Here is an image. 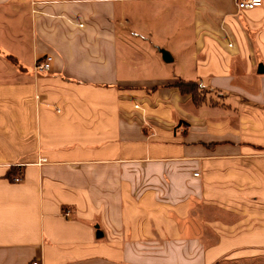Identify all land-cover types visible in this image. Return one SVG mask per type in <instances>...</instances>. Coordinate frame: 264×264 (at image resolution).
Returning <instances> with one entry per match:
<instances>
[{
	"label": "crops",
	"instance_id": "crops-1",
	"mask_svg": "<svg viewBox=\"0 0 264 264\" xmlns=\"http://www.w3.org/2000/svg\"><path fill=\"white\" fill-rule=\"evenodd\" d=\"M236 1L0 0V264H264V0Z\"/></svg>",
	"mask_w": 264,
	"mask_h": 264
},
{
	"label": "built area",
	"instance_id": "built-area-1",
	"mask_svg": "<svg viewBox=\"0 0 264 264\" xmlns=\"http://www.w3.org/2000/svg\"><path fill=\"white\" fill-rule=\"evenodd\" d=\"M262 2L263 0H237L236 6L240 10H247V9L260 7ZM51 61H52V57L50 56H45L43 60H37V62L33 67L34 72L36 73L48 72V70L50 69ZM56 110L58 111V109ZM42 160H44V158ZM20 179H21L20 175L18 174L15 175L12 180L18 182L20 181ZM66 213L68 212L66 211ZM31 264H39V263L37 261H32Z\"/></svg>",
	"mask_w": 264,
	"mask_h": 264
},
{
	"label": "trees",
	"instance_id": "trees-1",
	"mask_svg": "<svg viewBox=\"0 0 264 264\" xmlns=\"http://www.w3.org/2000/svg\"><path fill=\"white\" fill-rule=\"evenodd\" d=\"M175 86H177L182 93L190 94L193 102H199L203 98L202 88L197 81L179 80Z\"/></svg>",
	"mask_w": 264,
	"mask_h": 264
},
{
	"label": "water",
	"instance_id": "water-1",
	"mask_svg": "<svg viewBox=\"0 0 264 264\" xmlns=\"http://www.w3.org/2000/svg\"><path fill=\"white\" fill-rule=\"evenodd\" d=\"M161 52H162V58H163V60H165L167 62H169V61L172 60V57L170 56V54L168 52H166L165 50L164 51L161 50Z\"/></svg>",
	"mask_w": 264,
	"mask_h": 264
},
{
	"label": "rangeland",
	"instance_id": "rangeland-1",
	"mask_svg": "<svg viewBox=\"0 0 264 264\" xmlns=\"http://www.w3.org/2000/svg\"><path fill=\"white\" fill-rule=\"evenodd\" d=\"M187 34H189V33H186V34L183 33V35L186 36V37H187ZM202 93H203V92H202ZM216 217H217V216H216ZM212 218H215V215H214Z\"/></svg>",
	"mask_w": 264,
	"mask_h": 264
}]
</instances>
